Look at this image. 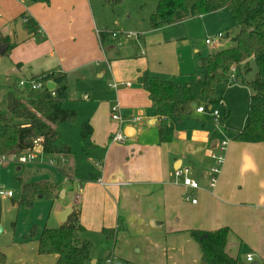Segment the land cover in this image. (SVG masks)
<instances>
[{
    "label": "crops",
    "instance_id": "crops-1",
    "mask_svg": "<svg viewBox=\"0 0 264 264\" xmlns=\"http://www.w3.org/2000/svg\"><path fill=\"white\" fill-rule=\"evenodd\" d=\"M23 15L38 24L36 36L28 33L20 20ZM104 32L93 0H0V33L15 44L7 57L0 56V93L6 98L19 82L51 72L66 76L70 93V88L77 89L81 83L108 74L118 85L117 89L111 86L114 102L97 103L87 122L93 134L82 139L89 143L88 152L102 160L98 173L80 185V194L76 193L85 234L102 230L116 233L115 249L117 245L122 248L109 254L107 261L114 258L111 264H205L190 231L228 228L237 237L228 248L239 250L238 263L250 264L248 257L252 256V262L264 264V144L234 142L233 131L238 129L224 127L223 122L222 127L214 126L209 121L193 120V115L175 120L172 107L160 118L138 83L139 73L147 69L139 70L138 65L129 68L127 59L109 44L119 41L124 33L134 34L132 38L141 42L143 34L116 30L108 33H119V37H110L102 44L100 34ZM79 99L88 101L89 96ZM116 104L126 121L122 126L112 119ZM194 113L212 117L196 110ZM132 118L142 121L132 124ZM161 122L169 126L170 143H159ZM120 129L126 142L114 143L112 139ZM224 141L229 142L225 163L217 186L211 189L208 175L215 163L210 155L218 154ZM70 157L50 158L57 161L50 168L63 176L59 186L65 198L69 191L75 194L76 178L71 167L64 174L59 164L65 165ZM180 169H190L191 177L200 184L199 191H190L196 205L186 200L182 180L175 178ZM75 207H60L56 216ZM99 261L92 256L93 264Z\"/></svg>",
    "mask_w": 264,
    "mask_h": 264
},
{
    "label": "trees",
    "instance_id": "trees-1",
    "mask_svg": "<svg viewBox=\"0 0 264 264\" xmlns=\"http://www.w3.org/2000/svg\"><path fill=\"white\" fill-rule=\"evenodd\" d=\"M125 0H104L105 5L117 7ZM228 11L235 24L236 35L232 46L200 60L201 78L186 85L173 80H163L141 71L138 83L148 93L153 109L164 118L167 109L173 108L175 120L193 115V105L204 107L208 112L219 103L220 93L229 87L242 84L252 94L247 98V124L233 131V141L245 144H264V0H159L155 12L149 19L152 31L179 26L198 16ZM20 20L30 35L36 36L38 24L23 15ZM17 23V20H16ZM111 34H100L102 44ZM230 39L226 33L221 40ZM220 41V42H221ZM15 48L8 35L0 33V56L7 57ZM252 62L256 74L252 80ZM33 81L54 82L57 89L50 92L47 87L41 91L10 89L6 98V111H0V159L13 158L31 153L39 143L42 152L52 157L72 156L69 146L61 142L60 127L75 122L78 114L65 108L70 99L66 76L51 72ZM159 143L171 142L169 126L159 125ZM93 134L89 123L82 125V139ZM61 193L60 186L53 181L22 183L20 206L32 208L37 200H54ZM81 209L77 204L66 224L57 229L34 228L26 242H35L40 257H56L57 264H92V243L83 239L86 230L80 223ZM1 223V210H0ZM115 241V232L103 231ZM190 236L201 251L205 264H239V250L229 249L232 239H237L228 228L217 231H190ZM241 246V241H239ZM6 254L0 249V264H6Z\"/></svg>",
    "mask_w": 264,
    "mask_h": 264
},
{
    "label": "rangeland",
    "instance_id": "rangeland-1",
    "mask_svg": "<svg viewBox=\"0 0 264 264\" xmlns=\"http://www.w3.org/2000/svg\"><path fill=\"white\" fill-rule=\"evenodd\" d=\"M158 1L125 0L117 7H109L105 5L104 0H93V5L97 20L104 31L118 30L143 34L146 42L144 40L138 42L133 38L127 40L122 36L119 41H115L116 43L114 41L109 43L110 46L117 48L123 59H127L129 68L138 65L139 70L146 68L153 77L163 79L161 76H168L170 80L186 85L201 78L200 57L206 58L210 53L232 46L231 40L236 35L235 24L230 13L223 11L198 16L180 26L155 33L150 29L149 19L155 12ZM226 33L230 34V39L219 42L216 47L206 45V40H214L219 34ZM118 42H121V47L118 46ZM198 53H201L200 56ZM251 66L253 71L248 77L249 80H252L256 74L253 62ZM121 74L124 76L123 72ZM113 85L114 80H111L109 74L103 79L95 77L93 81L81 83L77 89L70 88V99L64 105L66 109L75 110L78 114L75 122L60 127L61 142L70 146L72 156L65 165L60 162L59 168L64 174L68 173L69 167L73 169L76 178L75 194L69 191L65 199L59 196L51 201L37 200L32 208L20 206L22 183L53 181L59 186L63 183V176L56 169L48 166L52 157L44 155L42 151L35 153V162L26 165L19 164L18 159L14 157L0 159V191L13 194L11 198L0 196V249L6 254V264H57L56 257H40L36 243L26 242L25 238L34 228L38 232L44 228H59L61 223L56 216L57 210L70 204L75 206L79 204L75 196L76 193L80 194V185L83 187L100 170L102 160L96 157L98 154L88 152L89 143L87 140L82 141L81 130L82 125L89 122L88 119L97 103L114 100L115 90L111 89ZM251 94V90L242 84L233 85L220 93L219 103L214 109L220 113L217 121L213 117H210L211 120L205 116L198 117L196 113L193 114L192 119L209 121L211 125L219 127L223 126V122L224 127L241 129L247 124V98ZM85 95L89 96L88 101L79 99ZM6 108L5 94L0 93V111H6ZM225 135L229 139L230 134L227 130ZM103 231L88 232L82 238L92 243V256L99 258V264H109L107 261L109 254L117 252L122 247L117 245L115 249V241ZM111 259L114 263V258Z\"/></svg>",
    "mask_w": 264,
    "mask_h": 264
},
{
    "label": "built area",
    "instance_id": "built-area-1",
    "mask_svg": "<svg viewBox=\"0 0 264 264\" xmlns=\"http://www.w3.org/2000/svg\"><path fill=\"white\" fill-rule=\"evenodd\" d=\"M123 36L126 37L127 39H131L132 37H135L134 34H130V33H124ZM112 37L114 39H117L119 37V33H112ZM223 38H224V35L219 34L216 37V39H214V40L208 39L206 41V44L216 46L219 44V42ZM124 86L129 87L130 85L124 84ZM46 87H47V83L43 84V83H40L38 81H33V80L21 81L18 84V88L21 90L28 88L29 90H33V91H41V90L45 89ZM113 88L117 89L118 85L117 84L113 85ZM196 112L199 114L209 113L214 118L215 121H217L220 118V113L217 110H211L208 112L204 107H200V108L197 107ZM112 119H113V121L117 122L120 126H122L124 123H126L125 119L122 117V115L120 113V107L118 104H116L112 109ZM141 121H142L141 118H132L129 120V122H131L132 124L140 123ZM126 139H127L126 136L123 134L122 130L120 129L115 134L112 141L114 143L121 144V143L126 142ZM35 145H36V148L34 149L33 152L28 153V155L23 154L22 156L14 157V159L17 158L18 163L22 164V165H26V164L35 162L36 161L35 153L38 151V149H41L38 142H35ZM228 146H229V142L224 141L221 143V145L219 147V153L210 155L211 159L215 163L214 166L209 170V175H208V184H209V187L211 189H214L218 184V180H219V177H220L221 172H222V167L225 163V153L227 151ZM4 159H7V158H4ZM56 162H57L56 159H51L49 161V166L55 167ZM175 178L182 180V184L187 191V193L185 195L186 200H189L192 202L193 205H196L197 200L192 198L190 191L191 192L199 191L200 190V184L191 177V170L190 169H180V170L175 172ZM0 196L3 198H11V197H13V194L10 192L6 193L3 191H0ZM75 198H76V200H79L80 199L79 194L76 195ZM248 261L249 262L253 261L252 256L248 257ZM108 263L111 264L112 262L108 261Z\"/></svg>",
    "mask_w": 264,
    "mask_h": 264
},
{
    "label": "water",
    "instance_id": "water-1",
    "mask_svg": "<svg viewBox=\"0 0 264 264\" xmlns=\"http://www.w3.org/2000/svg\"><path fill=\"white\" fill-rule=\"evenodd\" d=\"M47 89L50 91V92H53L57 89V85L54 83V82H49L47 84ZM192 109L195 111L197 109V106L196 105H193ZM61 199H64L65 198V193H61L60 195ZM74 212V209L73 208H67L65 209L58 217V220L62 223V224H66L69 217L73 214ZM93 264V263H92ZM118 264H122V263H118ZM250 264H260V262L258 261H255V262H251Z\"/></svg>",
    "mask_w": 264,
    "mask_h": 264
},
{
    "label": "bare ground",
    "instance_id": "bare-ground-1",
    "mask_svg": "<svg viewBox=\"0 0 264 264\" xmlns=\"http://www.w3.org/2000/svg\"><path fill=\"white\" fill-rule=\"evenodd\" d=\"M218 45H219V44H218ZM218 45H216V46H218ZM211 46H212V45H211ZM216 46H215V47H216Z\"/></svg>",
    "mask_w": 264,
    "mask_h": 264
}]
</instances>
